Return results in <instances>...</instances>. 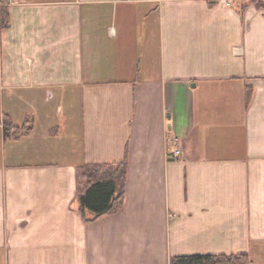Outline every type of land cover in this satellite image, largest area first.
I'll return each mask as SVG.
<instances>
[{
  "label": "crops",
  "instance_id": "1",
  "mask_svg": "<svg viewBox=\"0 0 264 264\" xmlns=\"http://www.w3.org/2000/svg\"><path fill=\"white\" fill-rule=\"evenodd\" d=\"M2 8L0 264L207 255L264 264V8L249 0ZM5 120L30 129L7 135ZM125 158L123 207L87 221L77 168Z\"/></svg>",
  "mask_w": 264,
  "mask_h": 264
},
{
  "label": "trees",
  "instance_id": "2",
  "mask_svg": "<svg viewBox=\"0 0 264 264\" xmlns=\"http://www.w3.org/2000/svg\"><path fill=\"white\" fill-rule=\"evenodd\" d=\"M7 0H0L6 3ZM259 9L264 8L260 0H249ZM8 25L7 13L0 10V29ZM30 127L24 124L14 126L5 120L4 132L20 137L28 133ZM127 176L126 158L112 164H83L77 168L78 201L82 214L89 213L93 221L103 216L118 212L124 205L125 183ZM247 255H216V256H174L169 264H245Z\"/></svg>",
  "mask_w": 264,
  "mask_h": 264
},
{
  "label": "built area",
  "instance_id": "3",
  "mask_svg": "<svg viewBox=\"0 0 264 264\" xmlns=\"http://www.w3.org/2000/svg\"><path fill=\"white\" fill-rule=\"evenodd\" d=\"M180 150L176 149L172 153H169L168 158L170 160H177L180 156Z\"/></svg>",
  "mask_w": 264,
  "mask_h": 264
}]
</instances>
